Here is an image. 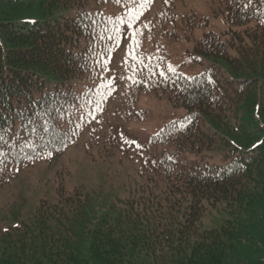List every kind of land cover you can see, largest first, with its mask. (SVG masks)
Returning <instances> with one entry per match:
<instances>
[{
	"label": "trees",
	"instance_id": "obj_1",
	"mask_svg": "<svg viewBox=\"0 0 264 264\" xmlns=\"http://www.w3.org/2000/svg\"><path fill=\"white\" fill-rule=\"evenodd\" d=\"M218 3L214 13L230 28L204 33L194 48L200 61L221 58L234 75L212 67L187 78L169 71L163 54L149 62L160 87L150 89L187 115L137 154L140 193L90 221V194L60 183L54 201L41 200L27 222L3 233L0 264H225L246 231L264 240L255 224L264 226V0ZM115 4L0 0V185L13 177L11 164L59 153L79 137L117 20L102 6ZM173 9L167 23L179 19ZM191 17L180 24L198 28ZM120 134L124 141L114 134L109 144L133 160ZM215 153L218 163L209 161ZM212 214L222 223L205 228Z\"/></svg>",
	"mask_w": 264,
	"mask_h": 264
},
{
	"label": "rangeland",
	"instance_id": "obj_2",
	"mask_svg": "<svg viewBox=\"0 0 264 264\" xmlns=\"http://www.w3.org/2000/svg\"><path fill=\"white\" fill-rule=\"evenodd\" d=\"M218 1L168 0L166 3L165 0H152L151 6L131 29L126 24H120L118 17H126L127 9L138 7L140 0H136L135 4L130 0H120L117 5L102 6L103 12L116 14L117 20L107 48V63L94 79L99 86L96 103L87 106V119L80 125L79 137L63 151H47L23 164H11L15 171L13 177L0 185V241L6 230L28 221L41 200L54 201L60 183L67 189L81 187L90 194L91 206L86 214L90 221L110 212L113 203L121 204L125 198L140 193L137 154H147L151 136L158 134L167 123L187 115L186 108L173 106L164 96L150 89L152 86L157 90L160 87L155 84L154 77L151 79L148 75L152 71L149 62L163 54L168 69L171 65L176 69L174 74L187 78L200 76L212 67L224 75H234L230 73V65L221 58L211 56L200 61L201 56L194 48L195 40L204 33H222L230 28L231 23L224 15L216 16L214 13L218 10ZM170 7L177 12L179 22L167 23L162 19L169 13ZM189 15L198 20V28L190 29L188 24H180L181 18L186 20ZM118 27L121 33L117 45ZM137 28L143 33L137 49L142 63L133 60L128 49L131 43L129 33ZM175 34L177 37H174ZM132 77L138 82H134ZM109 79H114V91L110 95L107 88L100 87ZM141 83L145 88L139 87ZM246 122H252V118ZM120 132H124L130 140L120 144L133 151V160L109 144L114 134L117 139L125 140ZM132 141L141 147L132 144ZM209 161L218 163L221 160L215 153ZM222 218L221 214L209 215L204 218V227H216L222 223ZM255 224L264 229L259 223ZM261 236L260 231L255 230L253 235L246 231L236 241L235 251L225 264H247L249 258L264 261V240L259 238ZM84 252L87 250L84 249Z\"/></svg>",
	"mask_w": 264,
	"mask_h": 264
},
{
	"label": "snow or ice",
	"instance_id": "obj_3",
	"mask_svg": "<svg viewBox=\"0 0 264 264\" xmlns=\"http://www.w3.org/2000/svg\"><path fill=\"white\" fill-rule=\"evenodd\" d=\"M117 3H120V0H116ZM130 2L134 3L136 2V0H130ZM151 2L152 0H140L139 2V6L138 7H132V8H128L127 9V13H126V17L122 16V17H118V21L120 24H126L128 26L129 29L132 28V26L136 23L137 20L140 19V17L143 15V12L151 6ZM165 2L167 3L168 0H165ZM120 33H121V29L118 27L116 29V42L117 45L119 44L120 41ZM142 30L137 28L136 30H133L129 33L130 37H131V43L128 45V49H129V55L132 57L133 60H139L141 63L142 61V57L140 55L137 54V49L139 48L140 45V39L139 37L142 35ZM99 62V61H98ZM107 63V61H104L102 63V67ZM169 70L172 71L173 73L176 71V69L169 65ZM161 75H164V73L162 72ZM131 79H133L134 82H138L135 80V77H132ZM114 84V79H109L106 82L102 83L100 85L101 89H108L107 94L110 95L112 91H114V88L112 87ZM103 95V94H102ZM106 98V96L104 97ZM97 108H99V104L97 105ZM100 111H103L102 108L99 109ZM93 119H95V116L93 115ZM181 126H183V124H181ZM132 144H136L137 147H141L139 144L136 143V141H132ZM255 147V145L253 146ZM169 159H171V157H169Z\"/></svg>",
	"mask_w": 264,
	"mask_h": 264
}]
</instances>
